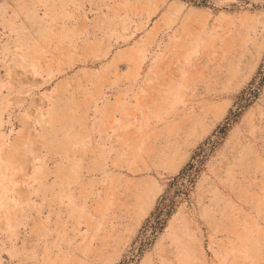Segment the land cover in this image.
Instances as JSON below:
<instances>
[{"label":"rangeland","instance_id":"rangeland-1","mask_svg":"<svg viewBox=\"0 0 264 264\" xmlns=\"http://www.w3.org/2000/svg\"><path fill=\"white\" fill-rule=\"evenodd\" d=\"M179 207L264 264V0H0V264H134Z\"/></svg>","mask_w":264,"mask_h":264},{"label":"crops","instance_id":"crops-1","mask_svg":"<svg viewBox=\"0 0 264 264\" xmlns=\"http://www.w3.org/2000/svg\"><path fill=\"white\" fill-rule=\"evenodd\" d=\"M190 213L180 207L172 212L134 264H203V256L197 253L200 247L203 248L202 225ZM145 214L139 213L140 216ZM190 249L194 256H189Z\"/></svg>","mask_w":264,"mask_h":264}]
</instances>
